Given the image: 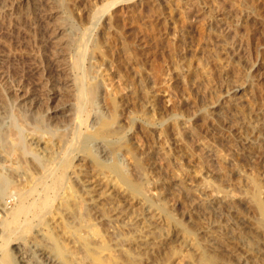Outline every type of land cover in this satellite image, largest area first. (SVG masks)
I'll return each instance as SVG.
<instances>
[{"label":"rangeland","instance_id":"1","mask_svg":"<svg viewBox=\"0 0 264 264\" xmlns=\"http://www.w3.org/2000/svg\"><path fill=\"white\" fill-rule=\"evenodd\" d=\"M117 1L120 0H0V116H6L4 122L6 127H10L11 111L26 115L23 128L27 127L25 134L29 143L33 137V126L40 117L48 124L60 127V130L66 128L69 120L82 119L84 130H90L95 117L109 119L111 116V106L106 98L107 91L111 89L103 81L106 78L110 83L112 78V91L124 115L121 124L115 127L122 128L120 136L129 141L146 168V177H149L152 187L149 193L153 195L164 188L161 199L165 197L163 202L169 206L167 210L183 219L186 226L192 225L202 244L211 248L218 245L214 248L220 250L228 263L247 264L248 248L252 246L257 252L259 244L263 243V236H255L250 229L258 214L246 201L238 210L233 208L225 196L236 187L237 194H244L243 191L250 189V179L254 176H262L264 181V0H125L103 11L109 3ZM94 40L100 45V55L93 59L89 53ZM80 50L85 55L81 58H85L82 69L87 72L86 81L96 86L93 102L82 110L84 115L82 111L75 112L74 107V83L78 77L74 67ZM107 75L110 79L105 77ZM67 135L60 145L63 149L76 142L73 132L69 134L68 131ZM38 136H35L37 140ZM78 148L72 154L73 163L68 169L71 178L63 179L62 183L48 181L50 186L39 179L41 169L33 164L31 155L22 156V152L17 150L12 161H7L0 153L4 163L0 169L16 188L12 190L13 195L7 196L5 203L0 201V216L8 217V213L17 209L23 200L21 191L36 188L35 197L29 201H43L48 204L47 208L51 203L50 210L43 214L44 225L41 227H37L32 214L19 217L18 223L23 226V221L30 222L29 227H21L19 237H13L9 246H3L0 239V254L9 249L13 252L20 245L29 251L34 241L41 240L36 233L48 229V222L52 229L60 220L76 226V217L81 213L85 214L86 221L92 220L97 224L102 235L113 233V227L106 224V213H103L104 197L97 200L102 206L93 209V201L80 182L83 174L91 173L92 168ZM91 149L100 159L108 162L116 159L126 173H132V159L125 151L105 156L107 150L99 141ZM19 158L23 161L21 164ZM25 173H28L29 180L24 185L18 180L27 178ZM44 185L46 190L49 188L48 192ZM24 186L25 190L20 191ZM51 187L54 189L50 192ZM68 188L81 196L79 199L85 206L79 208L80 212L72 214L70 209L61 206L63 193H67ZM49 196L53 197L48 201ZM195 203L203 204L200 214L191 213ZM112 213L110 215H114ZM220 222L226 227L217 229L220 232L216 237L212 232L216 228L210 226H217ZM115 223L118 224L117 221ZM155 224L162 225L158 221ZM54 229L57 235L63 234L59 237L65 245L74 249V241L59 229ZM240 234L244 235V240H240ZM179 240L184 242L181 237L172 247L165 245L160 255H152L151 264L173 260V253H170L173 248L181 249ZM35 247H31L32 254L34 257L37 254L40 264H58ZM15 254L18 253H12L14 264H23ZM164 255H168V259ZM198 262L191 264H201Z\"/></svg>","mask_w":264,"mask_h":264},{"label":"bare ground","instance_id":"2","mask_svg":"<svg viewBox=\"0 0 264 264\" xmlns=\"http://www.w3.org/2000/svg\"><path fill=\"white\" fill-rule=\"evenodd\" d=\"M22 1H27V0H22ZM123 1H125V0L117 1L114 4L109 3L106 7H104L103 11L106 10V8L113 7L114 5H116L120 2H123ZM64 6H65V3H64ZM103 11H102V13H103ZM100 16H101V14H100ZM97 17H98V15H97ZM88 35H89V33H88ZM84 37H86V36H84ZM80 52H81V50H80ZM89 55L93 59L97 58L100 55V45L95 40L92 44L91 52L89 53ZM83 56H85V55L81 52L80 57L76 61L75 67H74V69H76V71L78 72V77L76 79V82L74 81L75 82L74 83L75 88H76L75 89L76 93H74L75 97H76V99H75L76 103L74 105L75 112H76V110L82 111L83 109L86 108V106L90 105L93 102L94 96L96 93L95 92V88H96L95 84H89L86 81V79H87L86 73L87 72H84L82 69V65H83L82 61L85 59V58H83V59L81 58ZM86 56H87V54H86ZM97 67H98V65H97ZM43 70H44V68H43ZM45 75H46V73H45ZM25 77H26V75H25ZM105 77H108V75ZM108 78L110 79V77H108ZM111 80H112V78H111ZM111 80H110V83H108V79H106V78L103 81L106 84V86L109 87V89H111V90H108L106 93V98H107V100H109L108 102L110 103L109 105L111 106L110 107L111 111H112L111 116L109 119L103 118L102 116H100V118L95 117L94 120L92 119L93 125H92V129H90V130H86V131L84 130V121L82 119L78 120V118H77L78 121L71 119V121L69 120V123L66 124L67 125L66 128H64L63 130H60V127L52 126V125L48 124L44 120V118L40 119L41 118L40 117L39 119L36 120V123L33 126V132H32L33 137H32L31 143H29L27 140L26 134H25V129H27V127L23 128V124L25 123V119L27 118L26 115L22 114L19 111H15V112L11 111V116L9 117V121H8V122H10V127H6V123L4 122L6 119V116H2V117H4V120H2L3 118L0 116V119H1V121H0V124H1V126H0V153H1V155L2 154L5 155V158H7V161H10V160L12 161V159H13L12 156H14V154H16L15 152L17 150L22 152V156H23V154H24V156L31 155L32 156L31 160H32L33 164L40 167V169H41V175H40L39 179L42 178V181L44 183L47 182V184H48V181L53 182V180L55 182L60 181L62 183L63 179L68 180L71 178V177H69L70 173L68 175V169L72 166V163H73L72 154L74 153V151L77 152V148L79 147L80 150H78V152L81 151L82 154L88 158L90 166L92 168L91 173H87L88 172L87 171L86 173L83 174L84 178H80L81 179L80 182L84 185L83 186L84 189L90 195L91 200L93 201V205H94L93 209L96 210L102 206V203L100 201H97V200L103 199L102 197H104V204L105 205L103 207L104 208L103 213H106V220H107L106 224L108 226L111 225V227H113V233L110 234L111 232L110 233L108 232L109 234L104 236V235H102L103 232L101 233V229L97 226V224H95V222H93L92 220L86 221V219H84L83 215L85 216V214H83V215H82V213L78 214L79 216L76 217L77 218L76 226H70V224H68L67 222L60 220V222H58L56 226L54 225L55 227H53V229L54 228L57 230L59 229V231H61L62 233H64V235L69 237V239L74 241L75 244L74 243L73 244L76 246L74 247V249H71V247H68L67 245H65V243L63 242V239L61 240V238L59 237L61 235L63 236V234L57 235L56 233H54L53 229L50 228L52 225L51 226L48 225V223H49L48 222L47 226H46L48 229H46V230L43 229V231L41 229V231H40L41 233L40 232L36 233V234L40 235L41 240L39 242L34 241L35 243H32V245L30 244L31 246H30V250L28 249L29 251H27L26 248L22 247L21 245L17 246L16 248L14 247L15 249L13 252L18 253V255L17 254H15V255H17L18 257L21 258V263H23V264H40L38 262L37 254L36 255L34 254L35 257H37V260L32 254L33 248L31 249V247L34 245V246L41 249V250L39 249L38 251H41L44 254H48L58 264H86L88 262L91 264H146L151 259L152 255H155V254L160 255L161 251H162L161 249L165 248V245L169 244L171 246L173 243H175L176 240H178L182 237L184 242L182 243L181 240H179L180 244H181V246L180 245L179 246L181 247V249L180 248H173V249L171 248L173 252L170 251L171 252L170 254L173 253L172 254L174 256L173 260H175V261L170 259L171 261L168 262V260H166V262L163 261V263L165 262V264H172V263H176V264H187L188 263V264H191V263H197V261L199 260L201 262V264H236L235 262L228 263V262L224 261L222 255L219 252L220 250L218 251L217 248H214L218 245L214 244L216 246L211 248L212 246L207 247L206 245H204V243L202 244L200 241L201 239L199 240V237H197L198 235H196L195 230L191 227L192 225L190 226V224H189V227L186 226L187 223H185L186 224L185 225L182 222L183 219H180L176 215L178 217V219H177L176 216L173 215V213L170 210H167L169 208V206L164 204L166 202H163V201H166V199H164L165 197L163 198V200L161 199V196L163 193L162 191L164 190V188H162V190H160V192H155L153 195H151L149 193V190L151 187V182L149 181V177L148 178L146 177L148 175L146 173V168L142 165L140 159L137 158V155L135 154V150H134L133 146L129 143V141L126 140L124 137L120 136V134H122L120 131L122 128H120L119 126L115 127V125L121 124V122H122L121 120H122L124 115L122 113V108L119 105L120 102L118 101V98L114 97V93L112 91L113 86L111 84L112 83ZM46 81H48V80H46ZM22 82H24V81H22ZM27 82H28V80H27ZM18 84L20 85V83H18ZM142 85H144V84H142ZM210 85L211 84H209V87H210ZM144 87H145V85H144ZM146 93H147V96L150 97V93L148 91ZM40 94H42V93L40 92ZM150 100H151V97H150ZM4 102H6V101H4ZM21 104H22V102H21ZM13 107H15V106H13ZM20 107H21V105H20ZM37 107H40V106H37ZM39 113L41 114L42 112L39 111ZM39 113H38V115H39ZM82 114L84 115L83 111H82ZM82 114H81V117H83ZM32 116L33 115L31 114V118H32ZM31 118H29V120ZM83 119H85V118H83ZM50 122L51 121H49V123ZM51 124H52V122H51ZM73 126H74V128H73ZM120 126H122V125H120ZM55 127H57V128H55ZM117 127L120 129H118ZM71 128L73 129V131L72 130L71 131L73 132V134L75 136L76 142L74 141V144L71 147L67 146L68 148L63 149V146H60V145L64 140H66V138L68 136L67 132L69 131V134L72 133L70 131ZM27 131H29V130H27ZM31 131H32V125H31ZM35 134L39 135L37 137L38 140L36 139ZM98 141L101 142V144L103 145V148H105V150H107V153H105V156H108L110 153L116 154V152L119 150H123L126 153H128L130 155V158L132 159V168H130L132 170V173L131 174L126 173L124 168L121 166V164H119V162L116 159L111 160L110 159L111 157H109V159L111 161L108 162V161H106L107 160L106 157H105L106 160H102L99 158L100 156L98 157L97 155H95L91 148H92V145ZM167 151L170 152L171 150H167ZM59 158H60V160L57 161ZM18 161H20V164H21V162H23V161H21L20 158ZM56 162H58V163L56 166H54V164ZM79 164L80 163H78V165ZM3 165H4V163H3L2 157H0V168ZM19 166L21 168V165H19ZM14 167H15V165H14ZM14 167H12V168H14ZM78 168H80V167H78ZM24 172L23 173L21 172V174H24ZM79 173H81V171ZM25 174L27 175V178L23 177V178H19V180H18L19 182H21L23 184L28 183V180H29L28 179L29 178L28 173H25ZM79 176L81 177V175H79ZM164 176H165V173H164ZM32 177H33V175H32ZM250 181H251V186L249 185L250 189H247L246 191H243V192H242V190L240 191L242 193L245 192L244 194H237L239 191L238 192L236 191V188H237L236 187V188H234V190H232V193H227L225 197L227 198V200L229 199L230 204L233 206V208H235L237 210H238V208L242 207V205L245 201H246V203L249 204V206H251L252 208L255 209V211L258 214V218L255 216L257 220L253 221L252 225L250 224L251 225L250 229H252V233H254L255 236H260V235L263 236V243L262 244L264 246V190H263L264 189V181L262 179V176H261V178L259 176H254L250 179ZM70 184H69V186H70ZM53 185H54V183H53ZM48 186H50V185L48 184ZM51 186H52V184H51ZM44 187H45V185H44ZM247 187H248V185H247ZM24 188H25V186L21 187L20 191L23 190ZM52 188L53 187H51L50 192H51ZM14 189H16V188H15V186H13L9 177L6 175L4 170L0 169V201L5 203L7 200V196L10 195L12 193V190L14 191ZM35 189L36 188H33L32 190H30L31 192L30 191H27V192L21 191L20 197H22L23 200L21 199L22 202L20 203V205H18L17 209L13 212L8 213V215H9L8 217L7 216L6 217L0 216V230H1L0 239L2 240L1 243L3 244V246H9L10 243H12V241H13L12 238L13 237L18 238L19 232L22 231L21 229L23 227L29 225L30 222L23 221L25 224H23V226H21L19 224L21 222L18 223V221H17V219H19V217L20 218L22 216H25V217L29 216L30 217V214H32L33 218L37 221V227L38 226L41 227L44 225V223L42 222L43 221L42 218H44L43 214H44L45 210L49 209V206L51 205V203L47 208V206H46L47 203H45L43 201L41 203H38V201L37 202L29 201L35 197L34 196V190ZM44 189L46 190V187ZM151 189H152V187H151ZM48 190H49V188H48ZM48 190H46V191L48 192ZM68 190L69 191L67 193H65V194L63 193L64 200L61 202V206L67 207V209L68 210L70 209V211H72V214H74L75 212L79 211V208H81L82 206H85V205L81 204V201H83L82 199H79L81 196H79L76 193L74 194V192L72 191V188H68ZM237 190H239V189H237ZM46 191H45V193H46ZM54 191H56V189L53 190V194H54ZM234 191L236 194H234ZM11 195H13V194H11ZM203 195H204V193H203ZM212 195L217 197V194H212ZM50 197H53V196H49V199L48 198H46V199H48V201H49ZM211 198H212V196H211ZM41 199H42V197H41ZM215 199L213 198L214 201H218ZM43 200H45V199H43ZM170 200H172V199H170ZM246 203H245V205H247ZM167 206H168V208H166ZM202 206H203V204L195 203L194 205H192V209H191L192 212L191 213L194 212V213L200 214L201 213L200 209L202 208ZM83 209H84V207H83ZM66 211L64 210V212H66ZM4 212H5V210H4ZM112 212H114V213H112ZM235 212H237V211H235ZM245 212L243 211V213H245ZM111 213L114 215H110ZM98 214H100V213H98ZM218 214H219V212H218ZM75 215H77V214H75ZM220 215L223 216V214H220ZM240 215L241 214H239V216ZM227 217H228V215H227ZM104 218H105V216H104ZM34 219H31V220H34ZM229 219H232V218H229ZM244 219H243V221H244ZM70 221L72 222V220H70ZM116 221L118 223L117 225L115 223ZM157 221L159 222V224L161 223L163 225V226L161 225L162 228L159 227L160 225L157 224L158 225L157 226L155 224V223H157ZM236 221H235V224H236ZM200 223H201V221H200ZM228 223L230 224V222H228ZM201 224H203V223H201ZM229 224L226 223V225H228V226H229ZM233 224H234V222H233ZM114 225H116V226H114ZM244 225H245V222H244ZM108 226H106L104 228H107ZM239 226L241 227L240 223H239ZM34 227H35V225H34ZM210 227L216 228L215 231L212 230V232H214V235H215L217 232H220V231H217V229H219V228L221 229L222 227H226V226L222 225V223L220 222L219 224H217V226H210ZM195 228H197V227H195ZM247 232L250 235V232L249 231H247ZM208 233H210V232L208 231ZM222 234H223V231L221 232V235ZM241 234H240V237H241L240 240H242L243 236H244ZM21 235L23 236V234H21ZM207 235H208L207 237L210 236L209 234H207ZM214 235L212 237H214ZM221 235H220V237H221ZM245 235H246V233H245ZM216 237H217V234H216ZM245 237L247 238V235ZM252 237H254V236H252ZM204 238H206V237H203V239ZM35 239L37 240V238H35ZM205 240L206 239H204V242H207ZM211 240H208V241H211ZM214 241H215V239H214ZM218 241L222 242V239L218 238ZM251 241H255V240L251 239ZM216 242H217V240H216ZM257 242L259 243L260 241L257 240ZM209 243H211V242H209ZM217 243H219V242H217ZM14 244H17V243H14ZM262 244H261V246H262ZM208 246H210V245H208ZM256 246H257V244H256ZM261 246L259 244V246H258L259 248L257 247L258 251L256 252V251H254L252 246L249 247V245H248L249 250H247V256H246V259L248 262L247 264H249V261L251 264H264V247L261 248ZM36 247H35V250L37 249ZM244 247L246 249V246H244ZM251 247H252V249H251ZM2 249L6 250V248H2ZM220 249H221V247H220ZM164 250H166V249H164ZM184 250H186V251L184 252ZM13 252H12V250L9 249L7 251H4L2 254H0V264H14L15 263L14 262V256L12 255ZM37 253H40V252H37ZM102 253H104V254H102ZM167 256H165V258L168 259ZM155 257H156V255H155ZM181 257L184 258V259L182 258V261H181ZM242 257H245V256L242 255ZM186 259H189V261L187 262ZM153 260H156V259L153 258ZM242 260H243V258H242ZM244 260H245V258H244ZM17 261H18V259H17ZM34 262H36V263H34ZM151 262L149 261L150 264H151ZM200 262H198V263H200ZM237 264H238V262H237Z\"/></svg>","mask_w":264,"mask_h":264}]
</instances>
